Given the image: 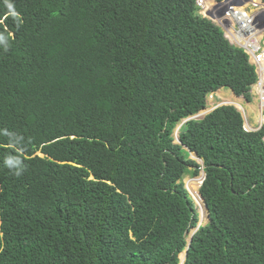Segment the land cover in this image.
<instances>
[{"label":"trees","instance_id":"obj_1","mask_svg":"<svg viewBox=\"0 0 264 264\" xmlns=\"http://www.w3.org/2000/svg\"><path fill=\"white\" fill-rule=\"evenodd\" d=\"M255 70L196 0H0V264H180L203 199L183 264H264V125L174 142Z\"/></svg>","mask_w":264,"mask_h":264},{"label":"built area","instance_id":"obj_2","mask_svg":"<svg viewBox=\"0 0 264 264\" xmlns=\"http://www.w3.org/2000/svg\"><path fill=\"white\" fill-rule=\"evenodd\" d=\"M196 5L255 66L258 78L251 92L257 99V112L264 117V0H196ZM214 98L211 93L210 99Z\"/></svg>","mask_w":264,"mask_h":264},{"label":"rangeland","instance_id":"obj_3","mask_svg":"<svg viewBox=\"0 0 264 264\" xmlns=\"http://www.w3.org/2000/svg\"><path fill=\"white\" fill-rule=\"evenodd\" d=\"M231 91L232 90H230V89H228V90L226 89L225 90L226 95H229L232 98V95H234V96H236V95L233 94ZM217 94H218V96H220L219 95L220 93H217ZM209 99H210V96H209ZM216 99H217V96H216ZM241 99H242L243 103L246 101L245 104H244V106H243L245 110H243V108H241V107L239 108V107H237V105H235L239 101L237 99L236 100L234 99V100L231 101V100H228V98H227L223 102H222V99H218V103L219 104H221V103H223V104H233L238 110H240L242 112V115H243V118H244V121H245V128H247V126H249V122H250V118L251 117H252V120L255 121V123H254L255 125L252 123V126H256L257 127L261 123L264 125V118H263V116H260L259 113L257 112V104H256V102H254L255 101L254 96H253V100L251 102H248L247 100H245V98L243 96H241ZM212 100L213 99H210V101H212ZM210 105L211 106H214V104H212V103ZM175 137H176V133H175ZM176 141L177 140L175 138L174 142H176ZM192 157H194L197 160V162H199V163L201 162V160H199L194 154L192 155ZM192 157H191V154H190L189 155V158L192 159ZM202 176H203V170L200 171V173H199V175L197 177H191V176L188 175L183 180L185 186L188 188V190H189L191 196L193 197L195 203H197L199 205L201 204L202 201L200 200V198L197 196V194L193 190L192 185L195 184L196 182H200V179H201ZM198 190H199V193H200V186H199ZM198 207L199 206H197V208ZM200 211H201L200 208H198V212H199V222H201V224H205L207 222V218H206V221L204 223H202V220H200V217H201L200 216ZM206 217H207V210H206ZM190 234H188V235H190Z\"/></svg>","mask_w":264,"mask_h":264},{"label":"clouds","instance_id":"obj_4","mask_svg":"<svg viewBox=\"0 0 264 264\" xmlns=\"http://www.w3.org/2000/svg\"><path fill=\"white\" fill-rule=\"evenodd\" d=\"M197 6V5H196ZM198 7V6H197ZM198 12H199V8H198ZM200 14V13H199ZM201 15V14H200ZM206 18V17H205ZM208 19V18H207ZM224 32V31H223ZM226 37V36H225ZM230 42V41H229ZM231 43V42H230ZM232 44V43H231ZM250 63V62H249ZM251 64V63H250ZM253 65V64H252ZM254 66V65H253ZM255 67V66H254ZM256 71V70H255ZM256 74H257V72H256ZM257 78H258V75H257ZM256 82V81H255ZM254 82V83H255ZM254 85V84H253ZM252 85V86H253ZM220 89H225V88H220ZM219 90V89H218ZM231 90V89H230ZM251 90H252V88H251ZM214 95H215V98L212 100V101H210V99L208 98V106H207V108L206 109H204L203 111H201V112H199L198 114L199 115H203V116H205L206 114H208L209 112H211L212 110H214L215 108H217V107H219V106H221V105H225V104H223V103H221V104H219L218 103V99H222V98H224V97H222V96H218V92H217V90L216 91H214V92H212ZM216 93V94H215ZM233 94H235L234 92H233ZM250 94L252 95V100H253V94H252V92L250 91ZM236 95V94H235ZM216 96H217V99H216ZM236 96H238V95H236ZM220 97V98H219ZM244 97V96H243ZM245 98V97H244ZM225 99V98H224ZM254 99H255V101L254 102H256V104L258 105V103H257V99H256V96H254ZM245 100H247L246 98H245ZM251 100V101H252ZM248 101V100H247ZM251 101H248V102H251ZM214 104V106H211L210 104ZM230 105H233V104H230ZM257 111H258V109H257ZM194 116V115H193ZM190 117H192V116H190ZM190 117H188V118H190ZM188 118H186V119H184L183 121H182V123H180L178 126L179 127H177L176 128V131H175V133L177 132L178 133V135H177V138H176V140L178 141V137H179V130H180V128L182 127V125L185 123V120H187ZM264 118V117H263ZM191 120V119H190ZM188 121V120H187ZM186 121V122H187ZM247 128H248V130H258V129H261V128H259L258 126L256 127H252V123L251 122H249V126H247ZM246 128V129H247ZM174 136H175V134H174ZM179 139H180V137H179ZM263 139H264V136H263ZM175 142V143H181V142ZM193 152H191V154H192ZM196 154V153H195ZM197 155V154H196ZM198 157V156H197ZM199 159V158H198ZM201 159V158H200ZM193 160H195L196 162H197V160L196 159H193ZM199 164V163H198ZM200 165H202V164H200ZM201 169L203 170V167H201ZM187 188V187H186ZM187 190H188V188H187ZM189 191V190H188ZM190 193V192H189ZM191 195V194H190ZM192 197V196H191ZM193 198V197H192ZM197 205V204H196ZM207 224V223H206ZM204 225V224H203ZM192 231H194V229L192 230ZM192 231H190L189 233H191ZM187 236H189L188 234H187ZM188 238V237H187ZM188 240V239H187ZM184 252V251H183ZM181 259H182V255H181Z\"/></svg>","mask_w":264,"mask_h":264},{"label":"water","instance_id":"obj_5","mask_svg":"<svg viewBox=\"0 0 264 264\" xmlns=\"http://www.w3.org/2000/svg\"><path fill=\"white\" fill-rule=\"evenodd\" d=\"M203 117H204L203 115L196 114V115H194V116L188 118L187 120H190V119H200V118H203ZM187 120H185V122H186ZM177 142H180L179 137H178V141H177ZM187 149H188V148H187ZM188 150H189V149H188ZM190 154H191V151H190ZM191 157H192V155H191ZM198 158H199V157H198ZM192 159H195V158L192 157ZM199 160H201V162H200V163L197 162V163L202 164V163H203L202 159L199 158ZM205 177H206V174H205V171H204V169H203V176H202V178H201V184H200V187L202 186ZM200 196H201V198L203 199V197H202L201 194H200ZM203 200H204V199H203ZM204 203H205V201H204ZM205 206H206V210H207V222H206V223H208V221H209V211H208V208H207L206 203H205ZM206 223H205V224H206ZM205 224H204V225H205ZM201 225H203V224H201V222H199L198 225H197V227L194 229V231H192L191 234L189 233L190 231L187 230L186 233H187V234H190V235L188 236V244H187V246H186V249H185L184 252H183L184 254H182L183 256H182V259H181V263H180V264H183V263L185 262V259H186V257H187V253H188V248H189L190 243H191V241H192V239H193V235H194V233L199 229V227H200Z\"/></svg>","mask_w":264,"mask_h":264},{"label":"crops","instance_id":"obj_6","mask_svg":"<svg viewBox=\"0 0 264 264\" xmlns=\"http://www.w3.org/2000/svg\"><path fill=\"white\" fill-rule=\"evenodd\" d=\"M225 90L226 89H219V90H217L218 91V93H220L219 95L220 96H222V97H224V98H231V96H229V95H226V92H225ZM228 90V89H227ZM232 93H233V91H231ZM220 98V97H219ZM246 102V101H245ZM250 122L251 123H255V121L254 120H252V117L250 118ZM255 125V124H254ZM252 127H255V126H252Z\"/></svg>","mask_w":264,"mask_h":264},{"label":"bare ground","instance_id":"obj_7","mask_svg":"<svg viewBox=\"0 0 264 264\" xmlns=\"http://www.w3.org/2000/svg\"><path fill=\"white\" fill-rule=\"evenodd\" d=\"M177 135H178V133L176 132V138H177ZM186 147V146H185ZM193 154V153H192ZM196 156V155H195ZM197 157V156H196ZM198 158V157H197ZM202 178V177H201ZM200 183H201V179H200ZM199 186H200V184H199ZM203 202H204V200H203ZM205 205V204H204ZM198 206V205H197ZM199 208V207H198ZM182 254H184V253H182ZM183 256V255H182Z\"/></svg>","mask_w":264,"mask_h":264}]
</instances>
